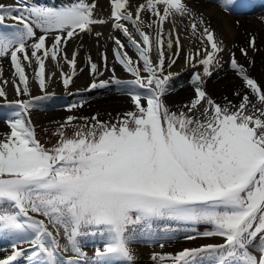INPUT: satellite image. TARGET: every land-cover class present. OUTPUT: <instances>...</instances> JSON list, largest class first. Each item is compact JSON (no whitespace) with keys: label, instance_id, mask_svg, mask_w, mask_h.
<instances>
[{"label":"snow or ice","instance_id":"1","mask_svg":"<svg viewBox=\"0 0 264 264\" xmlns=\"http://www.w3.org/2000/svg\"><path fill=\"white\" fill-rule=\"evenodd\" d=\"M215 2L224 11L235 5V0ZM110 4L113 29L127 37L143 65L114 38L115 59L133 79L113 74L90 88L115 85L134 107L115 122L93 116L77 126L70 116L56 133L57 142L47 148L31 120L38 102L50 98L45 61L69 64L72 73H61L68 89L76 54L68 61L63 47L107 21L96 17V4L89 0L61 7L0 2V60H9L18 77L15 95L26 97L9 101L0 88V98L12 109L6 120L10 132L0 139V239L10 241L12 251L0 264L22 259L27 264H81L87 236L101 241L93 264H135L131 245L155 239L160 230L169 239L183 232L190 241L220 242L153 254L154 264H264V87L232 53L230 68L243 83V90L234 93L239 102L222 105L207 94L204 78L222 67L225 47L188 0H144L134 11L130 0ZM142 14L150 15L151 22ZM177 17L188 19L192 34L201 38L203 48L185 59L193 68L202 66V74L192 77L190 101L173 112L164 100L174 73L166 74L163 27ZM124 22L135 28L138 39ZM154 26L155 35L145 31ZM174 43L177 51L168 68L176 63L181 43L170 33L167 48ZM249 46L255 50L254 38ZM154 49L159 54L155 63ZM240 53L248 55L244 48ZM33 62L44 96H33L29 87L25 69ZM89 64L92 74L102 75L95 63ZM67 127L75 129L72 136L65 134Z\"/></svg>","mask_w":264,"mask_h":264},{"label":"bare ground","instance_id":"2","mask_svg":"<svg viewBox=\"0 0 264 264\" xmlns=\"http://www.w3.org/2000/svg\"><path fill=\"white\" fill-rule=\"evenodd\" d=\"M25 1V0H24ZM33 0H26V4L30 3L33 4ZM51 1H53L55 6L61 7L70 5L71 3L75 2V0H43L47 4L44 5L48 7V5L51 4ZM247 5L250 6L251 4H254L257 0H246ZM263 1V0H262ZM260 1V2H262ZM90 3H95L96 8L94 10L95 15L97 18L104 19L107 21V23L102 25H94L92 33H81L77 36H74L71 40H68L67 44L63 47V55L67 56L68 61H70L73 57V54H76V71L75 75L73 76V82L70 84L68 89L69 91L64 88L62 83V76L61 73L71 74L72 69L69 66V64L63 60L60 59L59 62L52 61L51 59H48L45 61V70H46V85H47V91L48 95L57 94L58 101H65L67 100L68 94H72L73 91H76L77 89H80L81 87H84L85 84L89 83H100L101 81H108L110 80V77L113 76V72H115V77L118 79H121L123 81L131 80L133 79L132 76L126 75V77L121 75V69L117 67V65H113L115 62V55H114V49L117 47L114 43V38L120 39L121 38L126 40V37L123 35L122 32L114 30L112 27V22L110 18V12H111V4L110 0H89ZM144 0H130V10H135V7L141 3H143ZM5 4H16L18 1L16 0H4ZM188 3L190 7H192L197 13H203L205 21L210 24L212 29L216 32L217 37L224 43V46L226 49L231 48L232 44H234L235 41L239 42H245V37H243L240 33L242 30H247L248 32L252 33L253 36L257 39V45H261L260 48L264 45V25L261 22H258V20H264V12L261 13V15L258 17L259 19L256 21L254 19H242V17H235L231 14H229L227 11L222 10L217 4L210 3L208 0H188ZM240 3H243V0H241ZM37 5V4H35ZM264 5V3H263ZM142 18L146 21L147 19L151 22L152 17L150 15L142 14ZM184 20V19H182ZM185 21V20H184ZM238 21V22H237ZM148 22V21H146ZM179 21L177 18L173 21L167 22L163 27L164 34H170L173 39H176L177 36L180 39V44L182 45L181 54L177 56V62L175 65L169 69L168 72L174 73L173 77H179V75L183 74H191L198 65L193 68L186 60L184 55V50L187 51L185 45L187 38L182 34L184 31L180 27ZM235 22L237 24L235 25ZM126 26L129 28V32L132 34V31L134 27L128 23L124 22ZM238 26V27H237ZM155 26L152 29L145 28V31L147 32H154ZM101 33L100 36H97L96 33ZM138 39V35H137ZM253 39L248 37V43L249 41ZM254 38V40H256ZM127 44L132 48V50L128 49L126 46L123 49V52L126 53H132L135 55L136 59L133 61H136L137 63H143L139 60V57L137 55V52L135 48L128 42V39L126 40ZM175 41V40H174ZM122 44H124L121 41ZM258 47V46H257ZM174 48V47H173ZM166 56L169 57V53H171V50L167 48V45L163 48ZM104 56L107 57V61L105 62ZM251 58L254 59L255 64L252 67V72L256 75L257 80H259L264 87V49L261 50V58L260 56L257 57L253 55V53L250 55ZM114 58V59H113ZM151 59L153 62H157L156 58L151 53ZM89 60H91L92 63H95L97 65L98 73H102V75H94L91 73V71L88 68L87 63H89ZM4 60H1L0 63H4ZM6 66V65H5ZM3 67V71L5 72L7 69L6 67ZM90 67V65H89ZM116 67V68H115ZM108 69V70H106ZM26 75L28 76L29 81V87L32 92H38L40 90L38 82L35 79V64L33 62L32 67H26L25 69ZM125 73V72H124ZM5 74V73H4ZM126 74V73H125ZM129 74V72H128ZM167 74V73H166ZM120 75V77H119ZM185 75L181 76V79L183 80V77ZM12 76L9 74H6V76L2 77V81L4 83L5 92L8 97H10L9 101L14 100V93H12V84L10 83V78ZM99 77V78H98ZM5 81L7 83H5ZM13 82V80L11 81ZM171 87L169 88L168 93L164 97V100L166 103H182L186 101L185 99L189 98L191 95V92L193 91V86L186 84L182 89H176V85L174 84V81L170 82ZM175 85V86H174ZM15 86V85H14ZM173 86V88H172ZM223 88L224 92H230L234 88L235 90H242L240 88V82L238 79H235L234 77L229 75H226L225 79H219L218 76L213 80V82L207 83V89L210 94H214L217 91H219L218 88ZM102 92H110L116 89L115 85H111L108 88H100ZM117 90V89H116ZM67 95V96H66ZM108 95V96H107ZM104 100L96 101L97 108H103L108 107L111 110H113L115 113L118 114L119 112L125 113L127 109L130 110L131 105L134 106L131 102V99H127L126 97H121L114 93H107ZM33 96H36L34 94ZM78 96V95H74ZM17 96L15 95V98ZM55 98V97H54ZM52 99H49L50 102ZM47 101V99H44L37 104L38 111L35 114V121L37 124L39 122H44L46 120H54L59 119L61 116H63L64 112L60 111H52V112H43L42 109H47L50 107V103ZM95 102V101H94ZM80 108V107H79ZM92 108L91 105H89V108H84L82 113H87ZM78 109V108H77ZM110 110V111H111ZM65 111V110H64ZM67 111V110H66ZM74 112V111H73ZM3 112H0V115ZM120 113V114H121ZM36 123L33 122L35 125ZM6 129L3 126V124L0 123V134L4 132ZM63 237H60V242L63 244ZM141 241L145 242L146 244H152L149 239L143 238ZM99 241L96 240V243ZM6 243V240L0 239V245ZM86 246V244H83ZM170 250L168 252H171L174 249V245L176 244H169ZM200 246L196 245L195 247ZM185 246L182 245L181 248H184ZM7 250V249H6ZM140 258L142 260L145 259L146 256H148V250L146 248H141L140 250ZM7 253L4 252V250L0 249V257L2 255H5ZM27 264V263H26ZM88 264V261L85 263ZM89 264H93L92 262Z\"/></svg>","mask_w":264,"mask_h":264},{"label":"rangeland","instance_id":"3","mask_svg":"<svg viewBox=\"0 0 264 264\" xmlns=\"http://www.w3.org/2000/svg\"><path fill=\"white\" fill-rule=\"evenodd\" d=\"M19 2V0H16ZM33 1H37V0H33ZM210 3L216 4L215 0H208ZM0 2L4 3V0H0ZM30 3H28L29 5ZM34 4H38L37 2H35ZM31 6V5H30ZM229 14L235 16V17H242V19H254L256 21V19L258 20L259 16L261 15V13L264 12V5L256 8L255 10H250L248 12H245L243 14H239V13H233L231 11H227ZM177 20L179 21V25L180 27L183 29V33L184 36L187 38L186 41V49L187 51L184 50V55L185 58L189 55H196V53L203 48V45L200 43V36L199 35H193L190 28L188 27V19H184L182 20V18L177 17ZM148 22H150L148 19L146 20ZM238 22V21H237ZM237 22H235V25L237 24ZM258 22H261L264 25V20H258ZM7 23L11 24V21H8ZM238 27V26H237ZM132 31V36L133 38L137 39V33L135 31V28ZM155 31L151 32V34L155 35ZM216 33V32H215ZM241 35L243 37H245V42H239V41H235L234 44H232L231 48L228 47V49H226L225 47V52L223 53L222 57H221V64L222 67L218 68V69H214L213 70V74L211 77H205V83H204V88L205 91L207 92V94L212 97L217 103H220L222 105H225L228 103V101H232L233 103H238L239 102V98L236 97L234 95V93L237 91L235 90L236 88H234L233 90H231L230 92H224V87L223 88H218L219 91H217L214 94H210L208 89H207V83L209 82H213V80H215V78L218 76V78L221 79H225L226 75L229 73L231 74L232 77H234L235 79H238L240 82V88H242L243 90V83L242 80L238 77V75L233 72L230 68L229 65V58L231 56L232 53H235V57L238 60V62L243 65L245 67V69L247 70L248 74L250 75V77L254 78L262 87L263 84L257 80L256 75L252 72V67L255 64V61L253 58H251V54L253 53V55L261 58V50L264 49V45L260 48L261 45H257V39L255 36L252 35V33L248 32L247 30H242L240 31ZM217 36V34H216ZM174 36H172L171 38L173 39ZM248 37L249 38H255V50L253 48H251L249 46L248 43ZM218 38V37H217ZM169 39V34H164V46L167 45V41ZM219 39V38H218ZM127 40V37H126ZM125 39L121 38V41L124 43V45L132 50V48L127 44V41ZM175 39H173L174 41ZM220 40V39H219ZM221 41V40H220ZM224 45V43H223ZM258 46V47H257ZM174 48L171 49V53H169V57L166 56L165 58V68H166V73L169 71V69H171L175 64L172 65L171 68H168L167 65L171 62V58H173V53L177 51L175 43H174ZM180 47L182 48V45L180 44ZM244 48L247 49L248 55L247 57H245L244 55H242L240 53V49ZM136 50V49H135ZM128 56H130L133 60L136 59L135 55H133L132 53H127ZM153 56L156 58V60H158V52L154 49L152 51ZM179 54H181V49H179ZM115 58V57H114ZM113 58V59H114ZM176 62H177V57H175ZM262 59V58H261ZM186 60V59H185ZM1 61V60H0ZM4 63H0V88H2L4 91V83L2 81V77L6 76V74H9V76L11 75L12 77L10 78V83L12 84V93H14V100L15 99H25L26 97H16L15 98V92H14V85L16 83H18V77L15 76L14 74V69L12 68L10 61L7 59H4L3 61ZM116 63H113V65H117V67L119 69H121V75L124 77H126V75H130V73L128 74V72L123 68L122 65H120L116 59H115ZM141 67L143 65V63H138ZM6 65V66H5ZM88 68L90 70L89 67V63H87ZM198 65V64H197ZM6 67V71H3V67ZM116 68V67H115ZM108 70V69H106ZM264 70V67H263ZM126 74H125V73ZM5 73V74H4ZM197 73H201L202 74V66L198 65V67L191 73V74H183L185 75L183 77V80L181 79V76L183 75H179V77H173L172 81H174V84L176 85V89H182L186 84H189L191 86V80L192 77L197 74ZM113 74L115 75V72H113ZM142 75H144L142 73ZM131 76V75H130ZM120 77V75H119ZM99 78V77H98ZM13 80V82H11ZM91 84H85L84 87H81L80 89H77L76 91H73L72 94H68L69 96H67V100L65 101H58L57 99V94H53V95H49L50 98H47V101L49 99H52L49 103H50V107L47 109H42L43 112H52V111H60V112H64L63 116H61L59 119H54V120H46L44 122H39V124L36 123L35 121V114L37 113L36 111H38L37 106L31 111V120L32 123H36L35 129H36V133H37V137L40 140V142L47 148H51L58 140V136L56 135V133H58L61 130V126L64 125L68 119V117L72 116L75 117V119L73 120V124L77 125V126H81L84 125L86 123L87 120H90L91 117L96 116L99 118V120L104 121V122H115L116 119L120 118L123 116L124 113L119 112L117 115L114 114L115 112L113 110H111L108 107H103V108H97V105L94 104L96 103V101L99 100H104V98L106 97L107 93L108 94H112L114 92H116V94L118 96L121 97H126L127 99H130V97L128 95L122 94L120 91L114 89L113 91L110 92H102V90L100 88H96V89H91L90 88ZM174 85V86H175ZM171 87V85L169 84V88ZM173 88V86H172ZM70 89V88H68ZM64 90V91H69V90ZM87 89V90H86ZM193 90V88H192ZM48 93V91H47ZM36 94V96H44L45 93L43 92H32V95ZM49 94V93H48ZM74 95H78V96H74ZM108 96V95H107ZM193 96V91L191 92V95L189 98L185 99L186 101L182 103H166V105L168 106V108L170 109V111L173 112H179L180 110H182L183 106L185 104H187L190 99ZM55 97V98H54ZM8 100L10 99V97H8ZM95 101V102H94ZM73 105H81L80 108L79 107H73ZM89 105L92 106V108L87 112V113H82L84 108H89ZM134 106L131 105L130 110L133 109ZM78 108V109H77ZM10 108H8L5 103L3 98H0V112H3L0 115V123L3 124V126L5 127V131L2 132L0 134V139L3 138V136L5 134H8L10 132V129L7 126L6 123V115L11 113V110H8ZM69 109H71V111H69ZM65 110V111H64ZM67 110V111H66ZM111 110V111H110ZM74 111V112H73ZM127 111H129V109H127ZM126 111V112H127ZM121 113V114H120ZM5 116V117H4ZM65 134L67 136H72L75 129L72 127H67L65 130ZM171 227L175 228V225H171ZM205 230L204 227H200V231ZM62 237V236H61ZM91 238H93L91 240ZM149 239L152 244H146L143 241H140L138 243H134L133 245H131L133 254L135 256V264H154V262L152 261L151 257L153 254H176L179 251L185 249V248H191V247H195L196 245H203V244H213V243H218L220 242L218 239L216 238H198L195 241H190L184 238V233L183 232H177L175 233L171 239L167 238L163 231L160 230L157 233V239H151V238H147ZM83 243H82V251L85 254L83 260L81 261V264H84L85 262L88 261L89 263H93V261H91V259H94V254H95V250L97 246H100L101 241L99 239V237H92V236H87L82 238ZM96 240L99 241L98 243H96ZM63 244L65 243V240L63 239ZM83 244H86L83 245ZM161 244H163V247H161ZM169 244H176L174 245V249L171 252H168L170 250V245ZM184 245V248H181V246ZM8 248H0L2 250H4V252L7 251V253L5 255H2V257H0V259H4L6 258L8 255L11 254V242L8 243ZM22 247H24L25 249H28V245L24 244L22 245ZM141 248H146L148 250V256L145 257L144 260H142L140 258V250ZM7 249V250H6Z\"/></svg>","mask_w":264,"mask_h":264}]
</instances>
